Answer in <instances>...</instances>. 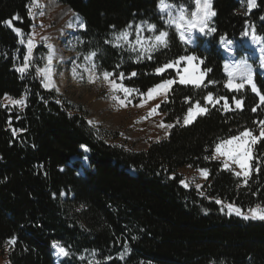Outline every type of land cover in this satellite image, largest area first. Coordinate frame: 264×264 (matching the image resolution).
Returning <instances> with one entry per match:
<instances>
[{
	"label": "trees",
	"instance_id": "1",
	"mask_svg": "<svg viewBox=\"0 0 264 264\" xmlns=\"http://www.w3.org/2000/svg\"><path fill=\"white\" fill-rule=\"evenodd\" d=\"M32 1L0 0V252L7 263L57 264L53 244L59 243L69 253L60 264H264V220L229 215L225 207L247 214L264 206V142L253 146L252 163L260 171H252L246 185L211 158L220 141L245 129L258 133L264 120V104L251 111L259 104L251 86L225 88L221 47L225 38L240 39L248 26L264 41V0L252 11L245 0H213L210 28L216 31L197 37L196 46L181 41L163 20L161 0H39L42 30L78 14L84 23L76 33L81 54L95 52L100 71L124 73L123 83L140 93L175 78L173 69L159 75L156 69L180 56L196 55L202 70L211 69L200 88L178 81L172 86L160 105L164 121L173 125L169 135L135 149L107 142L89 124L88 109L43 86L45 45H35L25 61L36 25ZM169 1L194 8L193 0ZM140 22L155 25V33L166 31L168 47L141 56L130 41L117 40ZM254 84L264 95L261 71ZM209 92L227 96L230 104L233 96L242 99L243 109L232 104L225 111L223 100L213 107L203 99ZM5 94L24 104H9ZM197 101L208 112L183 124ZM82 157L89 168L81 174L80 161L72 160ZM184 166L208 170L203 191L181 184ZM12 237L15 245L7 243Z\"/></svg>",
	"mask_w": 264,
	"mask_h": 264
},
{
	"label": "rangeland",
	"instance_id": "2",
	"mask_svg": "<svg viewBox=\"0 0 264 264\" xmlns=\"http://www.w3.org/2000/svg\"><path fill=\"white\" fill-rule=\"evenodd\" d=\"M164 3L168 5L166 11L161 12L159 6L158 11L162 15L163 20L173 27H175V25L169 23V21L171 18L178 17L181 6L186 8L189 13L195 8V5L193 9H189L183 4L173 3L169 0H164ZM42 6L43 2L39 0H35V3L32 1L30 4V11L36 25L33 28L32 34H29L28 39H32L34 46L42 44L49 48L50 43L55 52L53 64L50 67L52 70L51 84H54L55 87H45L46 83H44V79L46 78L42 72L48 63V57L50 55H47L45 65L39 69L43 86L49 90L56 91L70 103L81 104L84 108L88 109L91 112V116L88 117L89 124L111 144H118L126 148L135 149L146 146L147 142L151 139L160 140L166 137L169 128L160 127L159 125L161 123L164 125L171 124L164 121V114L160 111V105L167 98L169 90L166 94H154V98L148 99L146 95L147 91L144 93V96H141L138 93L125 94L118 88L113 89L110 83L104 80L102 73L105 71H100L98 69L95 56L89 60L87 57H89L91 53L82 55L81 52L77 50L78 40L76 38V33L82 29V18L78 14H70L60 25L42 30L41 25L44 20L42 18ZM245 8L249 11L247 0H245ZM253 9L254 8L250 11ZM210 23L211 21L207 22L208 28H210ZM125 31L129 33L127 41H130V44L132 43V48L134 46L135 50L141 56H148L154 51H148L147 49L155 43V37L159 34L155 33V30H152L148 23L140 22L135 26L128 27ZM245 32H247V35H244ZM244 33L240 39H223L221 42V47L226 55V65H228V70L226 72L228 77L229 72L233 73L234 82L236 83H239L241 77L248 73H251L253 82V75L256 70H260L264 74V60L263 56L259 54L260 49L264 50L263 39L256 35L255 29L251 26H248ZM187 34L186 35L191 40L190 44H195L196 34ZM200 34L202 33L200 32ZM253 34H255L258 39L253 40ZM138 36L142 38V45L137 43ZM229 46L233 51L230 54L226 50ZM157 48H159V46ZM194 63L198 62L194 61ZM93 65L96 66L94 70L92 67ZM186 66V62H181L177 67L182 70ZM199 67L202 70L201 64H199ZM73 69H75V75L73 74ZM172 69L176 72L175 67ZM93 71L95 72V82L89 83V76ZM112 79H115L117 84L122 83L123 86L128 87L119 77H109V80ZM173 79L178 81L177 76ZM248 85L251 86L245 83V86ZM113 97H119V100L113 99ZM121 100L124 101V105L120 104ZM141 104H143V106H140ZM156 105H159V108L156 109V113L149 116V111L156 108ZM182 123L185 124L184 119ZM253 135H259V132H253ZM83 149L88 153L87 148ZM217 159L223 163L225 157L218 156ZM72 161H80L82 168H79L78 171L81 174L83 173V168H89V162L86 157L73 158ZM229 163L233 173L235 171H240L237 165L232 164L231 161H229ZM198 170L202 169L184 166L179 169V172L183 175V180L187 186H194L196 189L203 191L208 175L207 178H205ZM240 178L243 181L245 179L243 176H240ZM261 207L264 208V206ZM54 254L57 264H60L64 256L60 255L56 248H54ZM0 264H8L5 255L1 252Z\"/></svg>",
	"mask_w": 264,
	"mask_h": 264
},
{
	"label": "snow or ice",
	"instance_id": "3",
	"mask_svg": "<svg viewBox=\"0 0 264 264\" xmlns=\"http://www.w3.org/2000/svg\"><path fill=\"white\" fill-rule=\"evenodd\" d=\"M33 3H35V0H33ZM193 3L195 5L194 10H192L190 13L186 8L183 6L179 9V15L178 17L171 18L169 23L174 24L176 30L180 33V40L185 43H190L191 40L186 35L187 33L192 32L193 30H197L201 33H204L207 29V32H215V28H208L207 22L216 15V12L213 10L212 7V0H193ZM161 10H164L168 7L164 3V0H161L160 3ZM257 6L256 0H247V7L249 11L252 8H255ZM29 15H32L31 11L29 12ZM261 19H264L262 17ZM81 27H84V25H81ZM131 27V25H129ZM150 28L152 30H155V25H150ZM17 35H22V32L19 28L15 29ZM244 35H247V32L244 33ZM129 33L127 31H122L120 35L117 37V40L123 39L125 41L128 40ZM168 33L166 31H160L159 35L155 37V43H153L148 51L156 50L157 47H168ZM223 39V37L221 38ZM257 37L255 34H253V40H256ZM21 43H24L23 40L20 41ZM137 43L142 45V38L137 37ZM33 41L32 39H28L27 41V56H25V61L27 62L29 58L32 55V49H33ZM135 50V47L133 46V49ZM96 53L93 52L87 59H91L93 56H95ZM151 58V57H149ZM194 61L198 63H194ZM181 62H186V67H184L182 70L178 68L177 66L181 64ZM51 63V58H49V64ZM199 64H203V59L200 57H197L196 55H184L180 56L175 61L167 62L163 65V67H158L156 69V73L159 75L161 73H164L167 69L176 68V76L178 77V83L181 85H192L196 88H200L204 86L205 79L207 77V73L211 71V69L201 70L199 67ZM28 67V64L25 63L23 67L17 69L21 73H23L26 68ZM93 70L95 69V65L92 66ZM225 70H228V65H225ZM50 71L51 69L44 70L45 78L50 81ZM73 74L75 75V69H73ZM103 78L106 82L110 83L111 87L113 89H120L125 94L130 93H138L141 96H144V93H140L138 89H130L128 87L123 86V84H117L115 79L109 80V77L113 76V73L111 72H103L102 73ZM137 75L135 72H132L130 76ZM119 79L122 81L124 79V73H119ZM95 82V72L93 71L92 74L89 76V83ZM177 82L176 79H164L161 83L156 84L154 87L149 88L147 91V98L152 99L154 98V94H166L168 90L172 88V86ZM208 83H216L215 81L209 80ZM245 83L251 85V90L253 93H255L259 97V104L256 105V107H253L251 111L256 112L257 109L260 107L261 104H264V95H262L256 88V85L252 82V76L251 73H248L245 76L241 77V81L239 83L234 82L233 73L229 72V79L227 83L224 85L225 88L233 91H240L245 87ZM49 84H46L45 87H48ZM52 87H55L54 84H51ZM58 90V89H57ZM4 99L12 105H23L24 100H16L13 99L8 94H5ZM113 99L119 100V97H113ZM208 104H211L213 107H215L216 104L220 103L221 100L224 101L223 109L225 111H231L232 110V104L235 105L237 109L242 110L243 109V100L237 99L235 96L231 98L232 104H230L229 98L227 96H221L218 98H214L213 94L209 92L204 98H203ZM121 105H124V101H120ZM140 106H143L141 104ZM159 108V105H156V108H153L149 111V116L156 113V109ZM208 112L207 107H202L200 102L197 101L195 105L190 106L188 108L187 114L184 117V123L189 124L192 122V120L195 118L196 115H203ZM179 122V121H177ZM91 123V122H90ZM253 123H257L254 121ZM260 130L259 135H253V132L251 129H245L241 131L237 135H233L231 137L223 139L220 143L216 144L215 146V154L211 157L212 159H217L218 156L225 157L223 161V167L229 171H232L230 167L229 161H231L232 164H235L239 167L240 171H235L233 174L237 177L243 176L245 185L248 182V178L250 177L252 171L259 172L260 168L253 166V160H254V151L253 146L258 145L262 142H264V120H260L259 122ZM160 127H167L171 128L173 125H164L161 123L159 125ZM218 154V155H217ZM205 159H208V157H205ZM201 172V174L207 178L208 170L202 169L198 170ZM181 184H184L185 187H187V184L184 182V180L180 181ZM217 204L222 203L220 200H216ZM228 209V214L232 215L233 213L237 216H242L244 219H261L264 220V208H262L259 204L256 205L255 208H250L248 210V213L245 214L241 211L239 207H235L233 204H227L225 205ZM223 210V209H221ZM7 243L9 245H15L16 238L12 237L10 238ZM53 247L58 250V253L63 256L69 255L68 251L61 247L59 243H54Z\"/></svg>",
	"mask_w": 264,
	"mask_h": 264
},
{
	"label": "bare ground",
	"instance_id": "4",
	"mask_svg": "<svg viewBox=\"0 0 264 264\" xmlns=\"http://www.w3.org/2000/svg\"><path fill=\"white\" fill-rule=\"evenodd\" d=\"M159 8H160V6H159ZM160 10H161V8H160ZM166 11V8L164 9V10H161V12H165ZM210 20H212V18L210 19ZM209 20V21H210ZM196 32H198V33H196ZM190 33H193V34H200V32L199 31H197V30H193L192 32H190ZM188 35V34H187ZM262 38V37H261ZM190 39V38H189ZM258 39V38H257ZM260 39V38H259ZM228 42V41H227ZM226 45V44H225ZM226 50H227V52L230 54V53H232L233 51H232V49H231V47L229 46V48H226ZM259 54H260V56H263V60H264V50L263 49H260L259 50ZM48 58H51V63L49 64V60H48V63H47V65L45 66V68L46 69H49L50 67H51V65L53 64V56H49ZM43 69L42 70V72H43V74H44V76H45V73H44V70H46V69ZM51 76H52V70L50 71V81H51ZM45 80V82L44 83H46V84H49V86H51L50 84V82H49V80L48 79H44ZM45 84V85H46Z\"/></svg>",
	"mask_w": 264,
	"mask_h": 264
}]
</instances>
